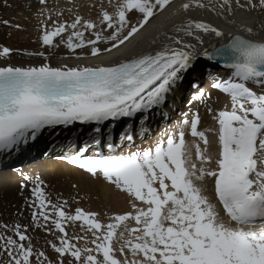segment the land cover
<instances>
[{
	"label": "snow or ice",
	"instance_id": "1",
	"mask_svg": "<svg viewBox=\"0 0 264 264\" xmlns=\"http://www.w3.org/2000/svg\"><path fill=\"white\" fill-rule=\"evenodd\" d=\"M39 3L46 5L48 0ZM108 4L113 10L101 5L98 22L79 14L71 22L49 15L52 25L43 23V45L58 47L55 38L60 37L73 53L89 48L93 57H99L101 44H110L103 51L111 53L172 7L174 0H108ZM194 9L227 16L237 11L264 13V0H185L180 5L184 13ZM0 22L13 26L9 20ZM242 30L253 31L246 25ZM86 32L93 38H86ZM172 32L165 33L167 43L158 50L107 65L0 66V150L11 149L46 127L76 122L101 126L150 110L165 102L184 74L194 70L198 56L208 60L221 56L234 70L231 78L213 85L231 99V109L214 117L219 125L214 168L206 167L213 158L207 154L208 136L198 130L199 113H185L176 129L165 131L154 145L61 157L92 177H103L131 198L132 210L112 216L109 223L80 207L74 214L66 211L67 201L54 203L44 181L39 177L33 181L32 219L37 228L58 234V244L49 241L58 254L56 264H65L67 257H71L67 264H264V41L233 36L216 52L198 51L204 35L223 38L225 33L191 15L173 25ZM11 51L4 47L0 57ZM204 96L199 91L196 98ZM186 133L204 147L189 143ZM125 139L131 142L133 137ZM206 177L213 179L220 207L206 194ZM77 222L91 234L90 240L69 236L66 226ZM7 231V225H0V264H53L45 252L34 249L27 228L16 224L12 235Z\"/></svg>",
	"mask_w": 264,
	"mask_h": 264
},
{
	"label": "bare ground",
	"instance_id": "2",
	"mask_svg": "<svg viewBox=\"0 0 264 264\" xmlns=\"http://www.w3.org/2000/svg\"><path fill=\"white\" fill-rule=\"evenodd\" d=\"M183 2H185V0H174L172 7L153 19L135 38L126 42V44L122 45L119 50H113L111 53H107L104 52L103 49L105 47H111V45L101 44V55L99 57H93L90 54L89 48L77 49L75 53L71 52L65 44L60 43V37L55 38V42L59 43L58 47L43 45L41 40L43 23H47L48 26L51 27L52 21L47 19L49 15L52 16L53 20L71 22L77 14L86 19L97 20L98 22L101 5L108 8L109 11L113 10L108 4V0H48L46 5L40 4L39 0H0V21L9 20L11 25H13L7 26L0 22V51H2L4 47L12 50L8 57H0V66L10 64L13 66L28 67L39 66L43 63H48L53 67H61L63 65L69 67L77 65L95 66L109 61H111L110 64H112L124 59H130L142 51H152L155 48L159 49L167 43V36L165 33H167V35H173V25L178 24L183 18L189 15L188 13L180 11V5ZM57 13H62V15L57 16ZM259 13L261 12H255V14L253 13V15H249V17L247 19L245 18L246 20L243 21H237L235 18L231 19V17L229 18L228 16L229 29L223 30L225 33L224 37L219 38L215 36V39L212 40V34L204 35V44L197 45L198 51L207 49L209 52H212L217 47L226 44L235 34H240L247 39L257 42L264 41V23H262V21H264V13L258 15ZM224 16L227 17V15ZM194 17L201 18L199 16ZM132 19L135 20V17H132ZM202 19L217 26L211 21V19ZM224 21L226 22L227 20L224 19ZM17 24L20 25V28L14 27V25ZM243 25L251 27L253 29L252 33L242 30ZM217 27L220 29L219 26ZM67 35L68 33H65L64 37L66 38ZM85 36L86 38H93L88 32L85 33ZM39 52L44 53V56L27 54ZM200 57H202V59ZM205 58L206 57L198 56L194 68L195 75L200 78V82H198L199 84L196 85H201L198 90L193 89L196 88L195 85L191 88V92L184 96L185 104L180 107V111L182 112L181 118L184 117L185 113L189 116L193 113H199L201 122L198 126V130L205 131L208 136L210 143L207 154L213 158V162L210 165H206V167L214 168L215 160L218 158L219 152V125L214 117L222 110L231 109V99L221 90L215 89L213 85L216 82L231 78V74L234 70L228 68L226 66L227 64L223 62L221 64H216L214 60H208ZM203 60L206 62L212 61L209 62L210 65L207 66L208 70L205 72H203V69L197 64L198 61ZM186 75L187 73L184 74V78L178 83V85L167 94L165 102L153 107L155 111L152 108L151 110L137 113L132 117H122L119 120L123 122L127 118L137 119L139 114L145 113L144 117H149L148 124L152 121V118L156 116V120L153 123V126H156V124L159 123L157 119L160 117L161 113L164 112L167 116L170 109L177 105V101L180 99L181 95V88L186 85ZM186 87L189 88V86ZM255 90L260 91L259 86H257ZM199 91L205 93V96L202 99L196 98ZM169 101L171 103L170 106L167 105ZM209 109H211V111H209ZM168 123L170 122L165 121L159 123L161 126L157 125L156 129H154L157 130L160 126V135L158 137H154L155 133H152L150 130L152 127L147 125L146 130L145 127L138 128L139 132L137 133V136H144V138L134 139L133 143L127 142L125 138H121V145L124 146V148L121 149V152L154 145L165 131L171 132L176 129V127H174L166 130L165 127ZM163 124L165 126H162ZM146 132L147 134H145ZM85 133L90 132L87 131ZM119 133L122 132L119 130ZM132 134L134 135V133ZM75 137L76 136L72 131L68 130L67 132L62 133L55 141L65 144L68 140H71V138L74 139ZM185 138L189 143H200L201 146L204 147L203 142L199 141L198 138L191 137L190 133H186ZM46 144H49L48 140L45 141V145ZM57 147H60L59 143H57ZM48 150L49 147L47 146L42 153H45ZM192 156L193 160H196L194 148L192 150ZM37 174H44L48 177L43 181L46 186L45 192L50 195L52 201H67L66 211L73 214L75 209L80 207L84 211L99 213L98 218L103 223H109L111 222L110 218L112 216L132 210L131 198L126 193L120 191L114 185H111L104 180L103 177H92L84 170L72 167L64 162L40 157L36 161H32L26 165H19L18 167L6 168L0 171V203L2 204V214L9 210V220L14 219L13 208L23 212L29 209V207H32L31 201L35 198L32 196L31 188L33 187V180L36 178ZM25 177H28L29 179L26 180ZM203 183L206 187V194L209 195L213 203H217L218 207H220L218 201H216L214 197L213 179L206 177ZM22 184L28 185V187L23 188L25 189L26 197H23L21 194ZM73 185H75V187H73ZM6 201L10 205L7 204V207H4ZM24 203H26V206H24ZM4 219L6 220L7 217L4 216ZM225 219L227 218L225 217ZM129 226H135L134 222H130ZM66 230L70 237L86 236L89 240L91 239V234L85 232L80 226V222L67 225ZM52 234L42 228L39 238L42 242V239L53 236L58 244L59 241L56 238L58 234ZM40 245L41 244L38 245L36 249L37 251H40ZM79 246L83 247L84 241H80ZM88 246L91 245L89 244ZM117 255L119 256V253H117ZM50 256L54 259L58 258V254L54 253L53 250L50 252ZM68 259H71V257L65 258V260Z\"/></svg>",
	"mask_w": 264,
	"mask_h": 264
},
{
	"label": "rangeland",
	"instance_id": "3",
	"mask_svg": "<svg viewBox=\"0 0 264 264\" xmlns=\"http://www.w3.org/2000/svg\"><path fill=\"white\" fill-rule=\"evenodd\" d=\"M255 12L258 13L259 11H254V12H251V13L237 11L236 14H235V16H229V18L231 17V19H234L235 18V20H237V21H243V20H246L249 17V15H253V13L255 14ZM188 14L189 15L191 14V16H199L201 18L211 19V21H213L214 24H216L217 26H219L222 31L229 29V27H228V23H229L228 16L226 17V16L221 15V14H219L217 12H214V11L211 12L210 10H204V9H194V10H192ZM260 14L261 13H259L258 15H260ZM224 19L227 20V21L225 22ZM207 35H209V34H207ZM211 37H212L211 38L212 40L215 39V36L214 35L211 36ZM200 58L202 59V57H200ZM209 62H212V61H209ZM209 62L208 61L206 62L205 60H203V61H198L197 64H198V66L201 67V69H203V72H205V71L208 70L207 69L208 68L207 66L210 65ZM194 72H195V69L194 70H191V71H189L187 73V75H186V81H185L186 82L185 83L186 85L181 88V95H180V99L177 101V105L174 106V107H172L170 109V112L168 113L167 116L165 115L164 112H162L161 115H160V117L164 120L163 122H165L167 119L170 122V123H168L166 125V127H165L166 130H169V129H172V128L176 127L177 124L179 123V120L180 119L182 120L184 118V117L181 118L182 117V112L180 111V107L184 106V104H185L184 96L186 94H189L191 92V88H193L196 84H199L198 82H200L199 81L200 78L197 77ZM200 85L198 87H196V88H193V89L198 90V88L200 87ZM186 86H189V88H187ZM202 86H203V84H202ZM215 89H217V88H215ZM170 104L171 103L169 101L167 105L170 106ZM144 115H145V113H144ZM155 117L152 118V121H151L152 123L155 122V120H156ZM157 120L160 121V118L157 119ZM148 126H151V125L148 124ZM162 126H165V125L163 124ZM150 130H151L152 133H155V136L154 137H158L160 135V133H159L160 128L159 127H158L157 130H154L152 128H150ZM37 177H39L41 180H44V179L46 180L48 178L44 174H37L36 175V178ZM21 194L23 195V197H26V195H25V189H21ZM53 202L54 203H62L63 200H60L58 202L57 201H53ZM7 204H9V203L6 201L4 207H7ZM24 206H26V203H24ZM31 208L32 207H29V209L31 211L29 209H27V210H25L23 212H21L20 210H18L16 208H13L14 209V219L13 220H9L8 219L9 210L7 212H5L4 214H2V204L0 203V225H7L8 226V231L5 234H10V235L13 234L12 229H13V226L16 225V224H20L22 227L27 228V233L26 234L29 235L32 238V244H33L34 249L36 250L37 247H38V245L41 244L40 245L41 246L40 251L45 252V254H47L49 260H51L53 262V264H56V261H57L58 258H56V259L51 258L50 252H52V250H51L52 248H50L51 246L49 244V241H53L55 238L53 236L52 237L49 236L50 238L47 237L45 239H42V237H41V239H42V242H41V240L39 238V235H40V232H41L42 228H37L35 226V222L32 219V212H33V209L34 208H32V209ZM5 210H6V208H5ZM4 216L7 217L6 220L4 219ZM38 231H39V234H38ZM43 232H44V230H43ZM51 234H52V232H51ZM53 242L56 243L57 242L56 239ZM46 250H47V252H46ZM4 259H6V258H4ZM65 264H67V260H65Z\"/></svg>",
	"mask_w": 264,
	"mask_h": 264
},
{
	"label": "water",
	"instance_id": "4",
	"mask_svg": "<svg viewBox=\"0 0 264 264\" xmlns=\"http://www.w3.org/2000/svg\"><path fill=\"white\" fill-rule=\"evenodd\" d=\"M233 36H242V35H240V34H235V35H233ZM232 36V37H233ZM232 37L230 38V40L232 39ZM242 37H244V36H242ZM245 38V37H244ZM247 39V38H246ZM230 40L226 43V44H224V45H221V46H219V47H217L215 50H213L212 52H216V50H218V49H220V48H222V47H224L225 45H227L229 42H230ZM214 60V62H217V63H225V64H227L229 61L228 60H226L225 58H223V57H221V56H217L215 59H213ZM217 60V61H216Z\"/></svg>",
	"mask_w": 264,
	"mask_h": 264
}]
</instances>
